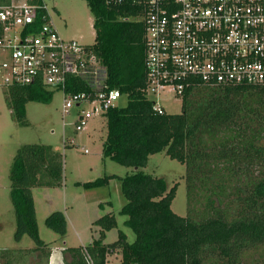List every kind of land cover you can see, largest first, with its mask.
<instances>
[{
    "label": "trees",
    "instance_id": "16d2710c",
    "mask_svg": "<svg viewBox=\"0 0 264 264\" xmlns=\"http://www.w3.org/2000/svg\"><path fill=\"white\" fill-rule=\"evenodd\" d=\"M85 1L96 30L91 49L106 66L110 87L128 99L104 114L103 155L133 169L121 178L126 201L120 212L128 217L135 240L130 242L121 230L116 241L105 243L106 232L117 226L116 216L105 214L95 221L100 237L67 248L66 264H88V257L94 264H108L116 252L121 264H255L248 260L250 251L264 247V86L196 84L183 94L180 113L160 114L145 91L146 31L140 7ZM11 3L0 0V6ZM6 88L7 104L22 124H27L29 101L49 103L54 94L39 82ZM158 152L186 165V216L172 209L177 185L169 188L164 177L143 170ZM62 176L58 149L39 143L18 149L10 172L16 237L26 232L36 247L20 255L0 251L1 264H29L39 252L48 260L32 187L60 184ZM113 177L87 186L107 184ZM46 223L65 235L64 213H52Z\"/></svg>",
    "mask_w": 264,
    "mask_h": 264
},
{
    "label": "built area",
    "instance_id": "2783aa9c",
    "mask_svg": "<svg viewBox=\"0 0 264 264\" xmlns=\"http://www.w3.org/2000/svg\"><path fill=\"white\" fill-rule=\"evenodd\" d=\"M106 1L141 9L145 91L160 114L166 112L162 93L182 98L201 83L264 86V0ZM38 82L63 93L65 115L79 110L77 133L89 117L104 115L124 97L110 87L107 68L91 45L61 36L47 3L0 6V86ZM87 262L94 264L90 257Z\"/></svg>",
    "mask_w": 264,
    "mask_h": 264
},
{
    "label": "rangeland",
    "instance_id": "374dc122",
    "mask_svg": "<svg viewBox=\"0 0 264 264\" xmlns=\"http://www.w3.org/2000/svg\"><path fill=\"white\" fill-rule=\"evenodd\" d=\"M25 0H12L21 3ZM47 3L53 22L66 39H77L84 45L95 42L94 16L85 0H43ZM0 86V251L19 253L36 247L31 236L24 232L19 238L18 220L11 200L10 172L18 149L24 144L39 143L51 145L62 154L63 176L60 184L34 186V197L39 234L47 243L48 260L36 253L29 264H66V249L89 245L101 235L95 221L105 214L116 216L117 226L105 234L104 242L112 243L124 231L130 242L135 240L133 230L126 224L128 217L120 212L125 198L121 191V178L132 172L103 155V144L107 136V118L104 115L89 117L82 132L75 131L78 112L73 108L64 114L63 93L55 91L49 103L29 101L26 105L27 124L14 119L5 92ZM128 102L126 96L118 100L120 106ZM162 104L168 113H180L182 98L173 93H162ZM68 138V145L64 144ZM74 138V142H71ZM85 149L88 152H85ZM143 170L154 176L164 177L171 188L177 185L172 209L180 216L188 211L186 165L171 158L165 152L150 155ZM105 175H115L107 184L87 186ZM66 217L64 236L48 227L46 220L54 212ZM20 255V253L18 254ZM113 264H121V253L109 256ZM248 260L264 263V247L251 250ZM1 264V260H0Z\"/></svg>",
    "mask_w": 264,
    "mask_h": 264
}]
</instances>
